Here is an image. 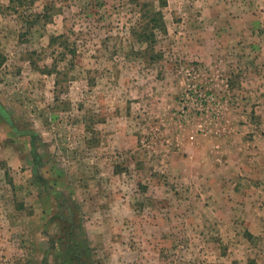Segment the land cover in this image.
<instances>
[{
	"label": "rangeland",
	"instance_id": "1",
	"mask_svg": "<svg viewBox=\"0 0 264 264\" xmlns=\"http://www.w3.org/2000/svg\"><path fill=\"white\" fill-rule=\"evenodd\" d=\"M0 264H264V0H0Z\"/></svg>",
	"mask_w": 264,
	"mask_h": 264
},
{
	"label": "trees",
	"instance_id": "2",
	"mask_svg": "<svg viewBox=\"0 0 264 264\" xmlns=\"http://www.w3.org/2000/svg\"><path fill=\"white\" fill-rule=\"evenodd\" d=\"M32 20H34V19H32ZM55 40H57V37H53L52 40H51V42H53Z\"/></svg>",
	"mask_w": 264,
	"mask_h": 264
}]
</instances>
